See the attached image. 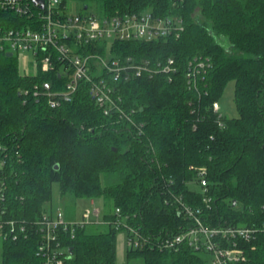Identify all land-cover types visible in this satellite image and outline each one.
Instances as JSON below:
<instances>
[{
  "label": "trees",
  "instance_id": "16d2710c",
  "mask_svg": "<svg viewBox=\"0 0 264 264\" xmlns=\"http://www.w3.org/2000/svg\"><path fill=\"white\" fill-rule=\"evenodd\" d=\"M36 9L20 14L0 8V34L34 29ZM147 10L177 17L183 30L152 42H94L77 49L152 66L174 60L172 81L162 73L109 81L123 98L126 117L114 108L106 115L86 83L71 101L52 108L35 87L50 82L61 90L64 77L43 73L38 60L39 73L24 74L16 53L0 55L2 264H43L36 255L38 222L52 214L46 206L54 183L62 196L102 197L109 208L105 232L88 231L98 225L93 217L60 231L69 264H117V235L126 229L116 226L117 209L143 245L128 247V259L144 264H209L206 250L159 246L196 220L209 229L264 227V0H101L103 18ZM231 81L238 116L230 119L214 104ZM236 245L242 254L230 264H264V232Z\"/></svg>",
  "mask_w": 264,
  "mask_h": 264
},
{
  "label": "built area",
  "instance_id": "2783aa9c",
  "mask_svg": "<svg viewBox=\"0 0 264 264\" xmlns=\"http://www.w3.org/2000/svg\"><path fill=\"white\" fill-rule=\"evenodd\" d=\"M39 1L36 3L35 0H0V8H13L20 14H28L29 7L34 6L38 10L39 17L34 29H11L0 34V55L4 52L13 55L17 52H32L36 60L41 62L43 73L54 71L60 78L64 77L61 90L54 91L50 82H43L41 87H35V95H38L39 90L45 93L47 102L52 108L60 106L62 102L71 101L73 98L70 97L86 83L89 84V92L94 102L105 111L106 115H109L110 110L114 108L121 116L126 117L121 108L123 98L118 95L114 86H110L109 81L120 80L122 76H125L126 80L130 79V76L153 78L161 73L172 81L176 72L173 59L165 65L152 66L149 60L134 62L132 59L125 61L113 59L110 55L107 57L96 54L83 55L77 53V49L92 45L94 42L106 44L133 40L152 42L169 37L183 30L181 20L177 17L155 16L153 10L106 18L89 11L72 15L66 6L62 7L63 0ZM180 1L182 0H173V3ZM55 59L60 62L58 68L55 66ZM93 71L98 72L96 79ZM214 109L219 111V104H214ZM202 185L205 186L206 183L202 181ZM3 189L1 184L0 198L3 197ZM91 204L95 206V201L92 200ZM184 209L192 214L188 208L184 207ZM116 215L118 217L116 226L126 228L128 247L135 249L142 247L141 237L134 228L126 224L120 209L116 210ZM84 216L90 222L92 217L99 219L100 211L95 209L92 214L88 210ZM88 220L69 222L61 210L58 211L57 216L44 215L38 222L42 238L36 252L43 264H69L67 260L69 251L62 246L60 231L67 230L69 226L73 228L87 224ZM96 223L100 222L96 220ZM9 224L11 234H14L15 224L12 222ZM3 230L4 223L0 220L2 237L7 235ZM260 231L264 232V227L209 229L200 220H196L195 227L175 236H167L159 246L172 249L189 245L196 251H208L211 254L210 264H230L238 261L242 254L237 248L236 241L240 239L249 242ZM222 241L231 243L233 241L234 248H223Z\"/></svg>",
  "mask_w": 264,
  "mask_h": 264
},
{
  "label": "rangeland",
  "instance_id": "374dc122",
  "mask_svg": "<svg viewBox=\"0 0 264 264\" xmlns=\"http://www.w3.org/2000/svg\"><path fill=\"white\" fill-rule=\"evenodd\" d=\"M66 7L70 14L77 15L84 11L85 7H88L89 12H93L101 16V0H66ZM16 56L19 59V67L22 73L27 75H37L39 73V65L32 52H17ZM235 82L231 81L227 84L224 94L222 95L219 106L220 112L226 118H235L238 116V110L235 104ZM95 206H93L92 200L89 198H76L70 195L62 196L60 193L59 183L53 184V198L52 202L48 204L47 210L54 216H57L58 211H62L68 220L81 222L85 218V214L88 210L94 213V210L100 211L101 224L89 226L88 231L90 233H101L107 231L108 227L105 224V216L109 211L104 198L99 197L93 199ZM94 216V215H93ZM89 222V220L87 221ZM90 223V222H89ZM127 231L121 230L117 235V264H144L142 258L128 259V244H127ZM0 242V264H2V248ZM210 264V263H209Z\"/></svg>",
  "mask_w": 264,
  "mask_h": 264
},
{
  "label": "water",
  "instance_id": "95a60500",
  "mask_svg": "<svg viewBox=\"0 0 264 264\" xmlns=\"http://www.w3.org/2000/svg\"><path fill=\"white\" fill-rule=\"evenodd\" d=\"M35 2H36V3H39L40 1H39V0H35ZM7 55H8V56H10V57H12V56H13V54H12V53H8Z\"/></svg>",
  "mask_w": 264,
  "mask_h": 264
},
{
  "label": "crops",
  "instance_id": "0c3cea01",
  "mask_svg": "<svg viewBox=\"0 0 264 264\" xmlns=\"http://www.w3.org/2000/svg\"><path fill=\"white\" fill-rule=\"evenodd\" d=\"M100 218V217H99ZM72 221V220H71ZM100 221V220H99ZM99 224H101V223H99ZM104 225H106V223L104 224Z\"/></svg>",
  "mask_w": 264,
  "mask_h": 264
}]
</instances>
